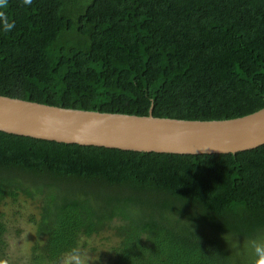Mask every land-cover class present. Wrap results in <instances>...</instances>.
I'll return each mask as SVG.
<instances>
[{
	"label": "trees",
	"instance_id": "trees-1",
	"mask_svg": "<svg viewBox=\"0 0 264 264\" xmlns=\"http://www.w3.org/2000/svg\"><path fill=\"white\" fill-rule=\"evenodd\" d=\"M0 18L15 24L0 20V96L187 121L264 109V0H7ZM253 241L264 146L138 153L0 131V264H257Z\"/></svg>",
	"mask_w": 264,
	"mask_h": 264
},
{
	"label": "water",
	"instance_id": "water-1",
	"mask_svg": "<svg viewBox=\"0 0 264 264\" xmlns=\"http://www.w3.org/2000/svg\"><path fill=\"white\" fill-rule=\"evenodd\" d=\"M0 131L138 153L238 154L264 146V109L239 119L187 121L53 107L0 96Z\"/></svg>",
	"mask_w": 264,
	"mask_h": 264
},
{
	"label": "clouds",
	"instance_id": "clouds-1",
	"mask_svg": "<svg viewBox=\"0 0 264 264\" xmlns=\"http://www.w3.org/2000/svg\"><path fill=\"white\" fill-rule=\"evenodd\" d=\"M23 3L28 6L31 5L32 0H23ZM7 5V0H0V7H6ZM3 23V28L2 30L4 32H9L11 31L14 27V23H8L6 18H0ZM252 248L254 249V254L258 258L257 264H264V243H259L256 241L252 242Z\"/></svg>",
	"mask_w": 264,
	"mask_h": 264
},
{
	"label": "rangeland",
	"instance_id": "rangeland-1",
	"mask_svg": "<svg viewBox=\"0 0 264 264\" xmlns=\"http://www.w3.org/2000/svg\"><path fill=\"white\" fill-rule=\"evenodd\" d=\"M29 230H27V233H29L30 237H33L32 234V230L30 227H27ZM232 243V242H231ZM90 246L89 248H98V251H100L101 253L104 254L105 250L108 248V243L107 241H105L104 239H100V238H95L93 240L90 241ZM89 251V250H88ZM86 257H89L91 255V257L93 258V255L90 253V255L88 256L86 253L84 254ZM99 255V253H98ZM90 258V257H89ZM70 264H73L72 261H70ZM75 264H79L80 263V259H78V261L74 262Z\"/></svg>",
	"mask_w": 264,
	"mask_h": 264
}]
</instances>
